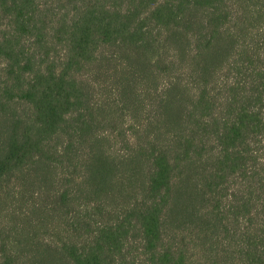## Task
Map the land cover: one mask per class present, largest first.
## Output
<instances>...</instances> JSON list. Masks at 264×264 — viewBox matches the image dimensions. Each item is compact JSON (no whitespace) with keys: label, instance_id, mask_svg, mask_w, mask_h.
I'll return each mask as SVG.
<instances>
[{"label":"trees","instance_id":"16d2710c","mask_svg":"<svg viewBox=\"0 0 264 264\" xmlns=\"http://www.w3.org/2000/svg\"><path fill=\"white\" fill-rule=\"evenodd\" d=\"M0 264H264V0H0Z\"/></svg>","mask_w":264,"mask_h":264}]
</instances>
